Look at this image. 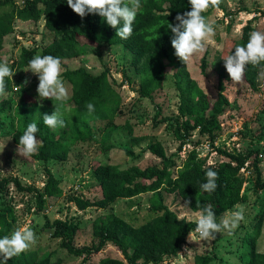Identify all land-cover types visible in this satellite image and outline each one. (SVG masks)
I'll list each match as a JSON object with an SVG mask.
<instances>
[{
	"label": "trees",
	"instance_id": "1",
	"mask_svg": "<svg viewBox=\"0 0 264 264\" xmlns=\"http://www.w3.org/2000/svg\"><path fill=\"white\" fill-rule=\"evenodd\" d=\"M140 5L132 25L131 36L121 39L116 36L117 30L108 26L98 14H88L81 18L67 5V0H0V62H3L1 53L4 39L13 32L14 22H38L44 18L46 29L53 35L51 43L41 52L35 48H23L19 60L14 61L10 67L12 72L15 69L27 68L30 59L36 54L59 57L62 63L64 60H75L86 55L88 48L92 47L102 59L101 49L104 45H117L132 54L131 65L140 78L136 91L138 96L152 98L153 93L163 86L166 68L172 65L180 95L178 116L173 119L159 118L161 112L158 110L154 118L158 119L155 126L172 121L169 127L174 139L180 142L179 150L184 143L192 139L194 132L207 137L210 145L214 146L221 129L220 117L230 106L225 94L224 82L229 80L225 61L219 57L214 62L219 90L215 100L209 103L202 88L190 76L187 66L174 55L175 50L171 45L173 34L166 25L168 21L177 23L175 17L178 14L191 10L189 0H140ZM221 7L222 0L218 6H210L202 15L207 19L211 11ZM252 31V27L246 26L242 38L235 45H245ZM207 67L208 62L204 57L201 69L205 71ZM263 68L264 62L258 66H246L243 77L254 91H258L259 73ZM109 77L110 71L107 67L100 74H92L85 67L66 69L61 74V79L71 96L63 101L44 99L42 103L23 102L18 109L17 126L12 136L15 146H19V137L32 122L37 123L39 132L35 135L43 144L30 156L44 163L53 160L66 161L71 146L93 141L96 123L104 124L101 132L102 142L106 144L118 127L116 116L123 113L120 108V94L114 87L116 82L111 81ZM5 85L6 92L10 91V77H5ZM88 103H92L95 108L91 114L86 107ZM5 105L6 101L0 102V114L5 111ZM54 105L62 114L65 127L57 126L53 129L44 125L42 117L44 114L51 115ZM65 110L67 112H64ZM129 129L131 130L130 127ZM143 139V136L135 137L132 143L138 145ZM110 148L111 146H108V149ZM146 151L160 159V164L145 168L138 165L120 168L114 164H100L94 169L93 177L100 185L102 196L90 200L72 193L68 202L82 211L93 207L107 210L112 209V205L119 199H132L141 194L152 193L156 196L152 209L161 214L138 227L132 226L113 212L99 216L92 224V243L83 247L74 245L79 226L72 219L47 220L46 228L52 230L54 238L61 240L60 246L68 254L75 257L84 256L85 261L111 245L120 256H107L100 259L98 264H163L177 257L189 232L196 227L195 221L179 218L164 204L163 193L177 194L186 204L190 200L191 204L188 206L193 212L201 210L204 205H211L218 222L223 214L248 199L247 194L242 192L244 180L240 171L251 159L258 185L264 189V177L261 175L258 158L261 151L234 154L220 150L228 160L216 167L207 165L206 160L200 158L195 149L189 152L183 164L178 167L174 156L167 153L161 141L151 142ZM129 153L134 157L133 152ZM176 168L177 174L174 175ZM209 168L218 173V187L213 192L200 189V185L206 182L205 172ZM46 174L47 181L41 190L24 187L16 178L0 177V193L7 191L8 185L13 183L22 192L35 193L39 207L42 208L47 199L58 198L63 194L61 181L49 169ZM197 200L200 202L199 207L196 205ZM263 221L264 206L254 231L243 240L250 250L248 258L244 259L242 264H264V253L257 250ZM14 222V208L8 205L1 208L0 238L12 234ZM212 261L214 257L211 255L196 254L193 264H210ZM8 264H61V261H52L49 254L41 257L37 252L30 251L12 257Z\"/></svg>",
	"mask_w": 264,
	"mask_h": 264
},
{
	"label": "rangeland",
	"instance_id": "2",
	"mask_svg": "<svg viewBox=\"0 0 264 264\" xmlns=\"http://www.w3.org/2000/svg\"><path fill=\"white\" fill-rule=\"evenodd\" d=\"M207 20L213 23L215 35L208 39L203 52L192 57L187 69L202 88L206 101L212 103L219 90L214 62L235 50V44L242 38L246 26L252 27L253 31H264V0H222V7L211 11ZM52 39L53 35L46 29L44 18L38 22L16 20L13 32L4 39L2 61H6L11 67L14 61L19 60L23 48H35L41 52ZM88 49L87 54L78 59L64 60L61 63V74L66 69L78 67H85L92 74H100L105 67L109 69V78L116 82L114 87L121 97L120 108L123 113L116 116L118 127L106 144L102 142L101 129L104 124L100 122L95 124L93 141L71 146L66 161L53 160L44 163L31 156L24 157L16 151L18 147L13 143L12 136L17 126L18 109L22 103L43 102L38 99V76L30 71H23L26 67L15 69L11 78V90L0 98V102L6 101L5 111L0 114V177L16 178L24 187L41 190L46 184V170L49 169L61 181L63 190L62 196L47 199L40 208L35 193L22 192L10 183L7 191L0 193V210L6 205L14 208L13 231L25 225L34 231L36 243L24 252L35 251L41 257L49 254L52 261L60 260L61 264H98L100 259L107 256L118 257L120 254L114 246L109 245L85 261L84 256H72L60 246L61 240L52 236V230L46 228L47 220L72 219L79 226L74 245L83 247L92 243V224L99 216L113 212L132 226L138 227L161 214L152 209L156 200L152 193L141 194L132 199H119L112 205V209L107 210L93 207L82 211L69 203L68 197L72 193L90 200L102 196L100 185L93 177V171L98 165L114 164L120 168L138 165L145 168L160 164V159L146 151L153 141L163 143L167 153L174 156L178 167L183 164L192 149L196 150L200 158L206 160L207 165L214 167L228 160L220 150L234 154H249L253 151L264 153V87H261L264 85V78L258 79V91H254L245 82L244 77L241 82L233 83L229 76L225 84V94L230 106L220 117L221 129L214 146L210 145L207 137L194 132L192 139L184 143L179 150L180 142L174 139L169 127L172 121L155 126L158 119H154L158 110L161 112L159 118L173 119L178 116L180 95L176 88L174 67L171 65L166 68V72H172L166 76L162 88L154 92L152 98H141L136 92L140 78L131 65L132 54L128 50L122 46L104 45L101 49V59L96 55L94 48ZM204 57L208 62L205 71L201 69ZM262 71L264 68L260 73ZM26 79L29 83L24 85ZM66 88L69 98L71 92L67 86ZM141 136L144 137L143 141L133 145V139ZM108 146L111 148L108 149ZM129 152H133L134 157ZM209 161L212 163L209 164ZM261 168L263 178L264 166ZM177 169L174 175L177 174ZM240 173L244 180L242 192L247 194L248 199L236 206L243 209L244 220L231 233H217L214 240L201 241L198 237L191 243L186 240L180 253L187 255L184 251L187 247L192 249V255L189 257L178 254L176 258H171L163 264H193L196 254L213 256L214 261L210 264H242L243 260L248 258L250 247L243 240L254 231L260 217L264 206V189L258 185L252 159ZM163 197L164 204L179 218L195 221V212L185 207L186 203L180 196L163 193ZM236 206L227 213L237 210ZM257 250L264 253V221L257 240Z\"/></svg>",
	"mask_w": 264,
	"mask_h": 264
},
{
	"label": "clouds",
	"instance_id": "3",
	"mask_svg": "<svg viewBox=\"0 0 264 264\" xmlns=\"http://www.w3.org/2000/svg\"><path fill=\"white\" fill-rule=\"evenodd\" d=\"M191 10L178 14L175 19L177 23L167 22V27L172 32L171 45L174 48V55L186 66L192 57L203 52L206 42L215 35V28L212 22L207 20L204 13L210 6H218L220 0H189ZM67 5L81 18L88 14H98L108 26L116 29V36L127 39L133 31V23L140 8V0H67ZM235 51L222 57L225 61V68L233 81H242L247 65L258 66L264 62V31L254 30L249 33V39L245 45H237ZM32 72L38 76L37 86L38 99H50L63 101L68 96V90L61 79V59L52 55L36 54L28 63V67L23 70ZM170 72L165 73L167 76ZM5 77L13 78V72L8 63L0 62V97L6 96ZM259 78H264V71ZM258 78V79H259ZM29 81L26 79L24 85ZM227 84V81L224 82ZM23 86V85H22ZM17 87V86H16ZM264 87V85H261ZM19 88V87H17ZM89 114L95 108L92 103L86 105ZM59 109L54 105L51 115L44 114L42 119L44 125L55 129L57 126L65 127V121L61 118ZM39 132L37 123H30L23 134L19 137L16 151L24 156H30L37 152L38 146L43 141L37 140L36 133ZM209 164L212 162L209 161ZM206 182L200 185V189L205 192H213L217 189L218 173L211 168L205 172ZM191 201H187L185 207H189ZM197 207L200 202L197 200ZM237 210L225 213L217 222L216 214L211 205H204L203 208L195 212L196 227L192 229L187 237L189 243L194 242L198 237L201 241L214 240L217 233L227 231L231 233L244 220L243 209L236 206ZM36 243V235L27 225L18 227L12 234L0 238V264H8V261L28 250ZM187 255L179 253L181 256H191L192 249L185 247ZM259 251V250H258Z\"/></svg>",
	"mask_w": 264,
	"mask_h": 264
},
{
	"label": "built area",
	"instance_id": "4",
	"mask_svg": "<svg viewBox=\"0 0 264 264\" xmlns=\"http://www.w3.org/2000/svg\"><path fill=\"white\" fill-rule=\"evenodd\" d=\"M258 158L260 159V162H259V167L262 171V168L264 166V153L261 151L258 153Z\"/></svg>",
	"mask_w": 264,
	"mask_h": 264
}]
</instances>
